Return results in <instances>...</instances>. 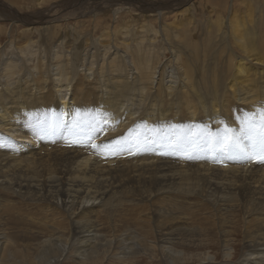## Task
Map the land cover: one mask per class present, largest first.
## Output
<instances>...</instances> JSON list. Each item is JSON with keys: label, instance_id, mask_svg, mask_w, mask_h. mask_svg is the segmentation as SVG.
<instances>
[{"label": "rangeland", "instance_id": "obj_1", "mask_svg": "<svg viewBox=\"0 0 264 264\" xmlns=\"http://www.w3.org/2000/svg\"><path fill=\"white\" fill-rule=\"evenodd\" d=\"M0 1V10L8 5L24 17L22 22L5 11L0 17V81L7 79L9 71L15 74L11 79L16 80L30 69V75L48 84V76L62 68L76 43H80L76 53L79 56V78L86 79L87 76L92 80V72L104 74L108 66L110 70L120 71L125 67L124 76L127 74L132 80L136 73L140 74L150 82L148 92H155L159 89L162 70L181 71L189 66L192 72L185 54L176 52L175 40L189 51L188 54L198 51L202 56L201 51L205 55L210 51L217 52L221 48L218 34L222 38L228 32L227 24L232 21L243 22L246 26L257 22L259 35L264 38V0ZM155 6L161 9L157 10ZM49 20L55 24L51 28L47 25L49 30L44 31L42 27ZM225 49L226 52L223 50L216 55L220 56L223 66H227V53L233 51L228 45ZM123 53L127 61L124 56L119 57ZM12 62L17 66L6 67ZM164 101L163 107L166 108L168 100L165 98ZM173 123H178L186 131L193 129L194 125L190 119L181 116ZM211 125L202 137L204 140L199 141L205 143L198 144V147H193V141L189 140L187 145L185 135L179 136L178 132L160 135V143L155 144L160 147L158 158L182 161L194 169L186 172L187 178L178 180L182 182L178 187L180 192L173 197L176 199L175 212L184 226L170 235L173 228L168 230L166 226L174 220L162 219L168 215L166 212L157 214L160 206L163 210L172 206L167 193L159 195L160 190L152 186L150 192V187H144L143 182L129 183L123 189L118 188L111 201L96 205L92 213L89 212L91 241L81 256L76 253L78 245L71 231V218L79 214L81 201L69 203L70 198L62 197V184L57 180L59 172L69 170L67 167L71 165L59 155L54 156L56 147L50 144V148H54L48 149L46 146L37 169L42 172L45 165H50V175L44 176L54 181L43 185L41 194L23 193L15 184L13 188L6 185L0 189V196L4 198L0 202V264H264V250H260L257 261L253 260L256 262L248 260V254L254 248L249 247L252 239L258 242L255 243L257 248H264V228L255 224L257 212L264 205V181L258 176L253 178L259 182L253 183L244 177L211 175L215 171L204 175L197 170L207 168L206 158L213 157L211 151H220L215 154L224 153L223 158H227L224 138L218 137L213 128L218 122H211ZM170 137L173 142L180 141V147L190 148L189 151L182 153L180 149L164 147L162 144ZM128 158L133 159L130 155ZM217 162L213 160L209 166L221 169L222 162ZM133 167L135 173H139L138 165ZM17 174L25 175L23 172ZM209 179L221 180L224 190L213 187L214 184L211 189L206 185ZM165 220L168 223L161 224ZM54 239H57L56 246L53 245Z\"/></svg>", "mask_w": 264, "mask_h": 264}, {"label": "bare ground", "instance_id": "obj_2", "mask_svg": "<svg viewBox=\"0 0 264 264\" xmlns=\"http://www.w3.org/2000/svg\"><path fill=\"white\" fill-rule=\"evenodd\" d=\"M154 8L161 9L156 6ZM3 11L9 13L11 17L16 16L21 21L24 18L15 11L14 7L10 8L8 5L0 10V17ZM50 21L43 25L44 31L49 30L47 25L50 28L54 26L55 21ZM39 22L42 24V21ZM219 27L221 28V25ZM227 28L228 32L224 33L222 38L218 34L221 48L206 55L201 51L202 56L198 51H190L188 54L189 51L175 40L176 52L185 54L192 72L190 73L189 66L181 71L162 70V78L158 80L159 89L155 92H148L150 82L145 81L140 74L136 73L135 79L132 80L128 79L126 73L124 76L125 67L120 71L110 70L108 66L104 74L99 71L98 74L92 72V80L87 76L86 79L79 78L77 69L79 56L76 53L80 43L74 46L73 53L68 56L69 61H64L62 68L48 76L50 78L48 84L44 81L39 82L35 76L30 75V69L16 80L11 79L15 74L9 71L7 79L0 81V184L2 185L0 189H4L6 185L13 188L15 184L18 191L23 193L41 194L44 190L42 186L54 180L44 176V174L50 175L52 170L50 165H45L40 172L37 163L43 158L46 146L49 147L48 149L56 147L54 156L59 155L60 159L68 161L71 165L67 167L69 170L60 171V177L57 178L62 184H58L61 185V196L65 199L70 198L69 203L81 201L79 214L71 218L72 236L75 237L78 245L76 253L81 256L85 254L86 246L91 241L92 226L88 223L91 217L88 215L89 212L92 213L94 206L109 202L118 188L123 189L129 183L143 182L144 187H150V192L155 188L157 191L160 190L159 195L163 192L167 193V199L172 201V206H167L165 210L160 206L157 214L166 212L168 215L163 216L162 219L174 220L169 221L166 226L168 230L173 228L172 232L169 231L170 235H174L175 230L184 226L181 225V219L175 212L176 199L173 197L180 192L178 187L182 182L178 180L187 178L186 172L194 169L182 161L178 162L172 158L171 160L174 161H166L161 157L158 158L160 147L155 144L160 143L158 142L160 135L178 132L179 136L185 135L187 145L189 140V142L193 141V147H198V144L205 143L199 141H203L205 131L211 129V122L215 124L218 122V125L213 126L215 134L224 139L231 137L235 143L227 147V158H223L224 153L215 154L220 151H211L210 156L213 157L206 158L207 168L204 166L203 169L197 170L204 175L215 171L211 175L244 177L253 183L259 182L257 178H253L258 176L264 181V166H259L264 162H260L258 157L248 161L250 152L260 151V144L258 141L250 140L242 131L253 119L259 124L261 114L264 112V38L259 35L260 28L257 22L246 26L243 22L232 21L227 24ZM240 28L241 30L238 31ZM227 45L233 48V51L227 53V66H223L220 56L216 57V55L223 50L226 52ZM56 53L55 51L54 56ZM123 56L127 61L125 53L119 55L122 58ZM11 64L12 68L17 66L16 62H12L6 67ZM18 75L21 74L18 72ZM165 98L168 100L166 108L163 107ZM180 116L190 119L194 124L193 129L186 131L178 123L174 124V119L177 120ZM203 121L206 126L202 124ZM101 127L103 131L96 133L95 130ZM173 137L168 138L162 145L187 153L190 148L180 147V141L173 142ZM116 138H120L123 144L122 151L119 150L116 154H110V150L103 147H93V145L107 144ZM50 144L54 147L50 148ZM128 155L133 159L128 158ZM214 156L217 158L215 159ZM213 160L222 162L221 169H218L219 166L217 168L209 166ZM133 165H138L139 173H135ZM17 172H23L25 175ZM220 182L221 180L215 182L209 179L206 185L208 184L212 189L211 186L214 184L213 187L218 186L221 189L223 185ZM166 188L169 191H164ZM229 191L227 190L228 193ZM44 198L46 199V195ZM97 200L99 202L94 203ZM3 201L4 198L0 196V202ZM261 207L260 212L255 211L257 212L255 224L263 229L264 205ZM165 222L166 220L161 224ZM251 241L253 243L251 242L249 247L254 248L252 253L248 254L249 262L256 260L260 250H264L263 247H256L258 242L255 239ZM55 243L57 239H54L53 245Z\"/></svg>", "mask_w": 264, "mask_h": 264}, {"label": "snow or ice", "instance_id": "obj_3", "mask_svg": "<svg viewBox=\"0 0 264 264\" xmlns=\"http://www.w3.org/2000/svg\"><path fill=\"white\" fill-rule=\"evenodd\" d=\"M105 123H107V122L105 121ZM95 131H96V133H99V132L103 131V128L102 127L97 128ZM242 131L245 132V134L247 135V137L250 140L258 141L260 144V151L258 153L255 151L250 152L248 154V158L252 159V158L258 157L260 162H264V112H262V114H261V120H260L259 124H257L256 121L253 119L249 123V126L246 128H243ZM216 142L220 143L219 140H217ZM233 143H235V140H233L231 137H226L224 139L225 149H227V147ZM93 147H95V148L103 147L104 149H109L110 154H116L117 151L122 149L123 144H122L120 138H116V139L109 141L107 144L93 145ZM189 158H191V157H189Z\"/></svg>", "mask_w": 264, "mask_h": 264}]
</instances>
